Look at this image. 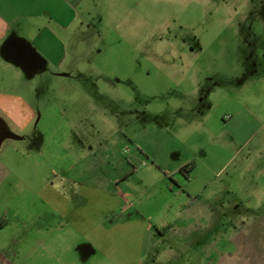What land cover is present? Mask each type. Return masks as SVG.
I'll use <instances>...</instances> for the list:
<instances>
[{
    "label": "rangeland",
    "instance_id": "1",
    "mask_svg": "<svg viewBox=\"0 0 264 264\" xmlns=\"http://www.w3.org/2000/svg\"><path fill=\"white\" fill-rule=\"evenodd\" d=\"M81 11L0 115V264H264V0Z\"/></svg>",
    "mask_w": 264,
    "mask_h": 264
},
{
    "label": "crops",
    "instance_id": "2",
    "mask_svg": "<svg viewBox=\"0 0 264 264\" xmlns=\"http://www.w3.org/2000/svg\"><path fill=\"white\" fill-rule=\"evenodd\" d=\"M86 2L0 0V115L11 117L15 130L28 129L37 114L29 95L21 97L10 87L19 81L28 84L29 68L36 67V62L61 63L66 47L64 33L83 13ZM20 68L24 69L22 80L18 79ZM6 173L0 169V179ZM9 224L0 212V231Z\"/></svg>",
    "mask_w": 264,
    "mask_h": 264
},
{
    "label": "trees",
    "instance_id": "3",
    "mask_svg": "<svg viewBox=\"0 0 264 264\" xmlns=\"http://www.w3.org/2000/svg\"><path fill=\"white\" fill-rule=\"evenodd\" d=\"M190 170V165H185V166H183L182 168H180V170L179 171H184V172H188Z\"/></svg>",
    "mask_w": 264,
    "mask_h": 264
}]
</instances>
